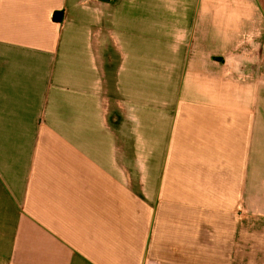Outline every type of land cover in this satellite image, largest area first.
<instances>
[{"label": "crops", "instance_id": "0c3cea01", "mask_svg": "<svg viewBox=\"0 0 264 264\" xmlns=\"http://www.w3.org/2000/svg\"><path fill=\"white\" fill-rule=\"evenodd\" d=\"M0 264H264V0H0Z\"/></svg>", "mask_w": 264, "mask_h": 264}, {"label": "trees", "instance_id": "16d2710c", "mask_svg": "<svg viewBox=\"0 0 264 264\" xmlns=\"http://www.w3.org/2000/svg\"><path fill=\"white\" fill-rule=\"evenodd\" d=\"M56 15H57V14H54V15H53V19H54V20H56Z\"/></svg>", "mask_w": 264, "mask_h": 264}]
</instances>
